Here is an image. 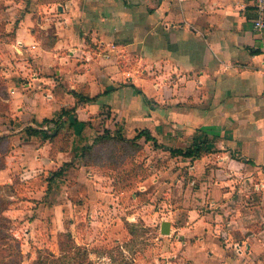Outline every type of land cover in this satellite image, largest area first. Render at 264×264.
Wrapping results in <instances>:
<instances>
[{
	"label": "crops",
	"instance_id": "obj_1",
	"mask_svg": "<svg viewBox=\"0 0 264 264\" xmlns=\"http://www.w3.org/2000/svg\"><path fill=\"white\" fill-rule=\"evenodd\" d=\"M14 5L8 28L20 69L9 90L12 103L22 105L9 113L8 140L12 148L30 150L21 151L22 161H8L0 178L19 168L15 164L27 169L46 160L79 163L83 147L111 127L110 114L129 113L139 93L154 97L167 87L171 94L179 83L191 100L189 114H215L219 129H226L224 118L232 115L233 125L248 128L250 136L264 132V32L254 28L251 0H15ZM56 126L69 134L66 151L46 136ZM31 154L35 162L26 160ZM193 211H187L189 219ZM185 221L190 226L178 231L183 238L169 221L177 263L264 264V227L253 221L230 220L232 229L250 234L246 253L213 237L207 223Z\"/></svg>",
	"mask_w": 264,
	"mask_h": 264
},
{
	"label": "rangeland",
	"instance_id": "obj_2",
	"mask_svg": "<svg viewBox=\"0 0 264 264\" xmlns=\"http://www.w3.org/2000/svg\"><path fill=\"white\" fill-rule=\"evenodd\" d=\"M14 1L0 0V137L10 136L9 113L22 105L12 103L9 90L20 69L8 28ZM149 84L155 89L156 83ZM183 85L171 94L167 87L154 97L139 93L129 113L110 114L107 131L124 139L104 141L88 156L87 165L83 158L62 165L46 160L27 169L15 164L19 168L1 176L0 207L10 219L13 250L21 264H35L39 258L46 264H179L171 258L177 238L162 233L161 225L170 221L183 238L179 229L190 226L185 218L207 223L211 235L231 243L236 252L250 249V234L229 225L232 216H240L260 230L264 227V132L250 136L248 128L233 125L232 115L224 118L226 129H219L217 115L189 114L191 100L179 90ZM204 122L210 126L199 128ZM145 129L153 140L138 136ZM194 136L210 141L195 158L171 152L192 145ZM12 147L8 140L0 141V159L10 164L22 161L21 151L30 150ZM68 166L79 175L69 173ZM188 210H194L192 219ZM182 251H177L181 257Z\"/></svg>",
	"mask_w": 264,
	"mask_h": 264
},
{
	"label": "trees",
	"instance_id": "obj_3",
	"mask_svg": "<svg viewBox=\"0 0 264 264\" xmlns=\"http://www.w3.org/2000/svg\"><path fill=\"white\" fill-rule=\"evenodd\" d=\"M56 124L55 120H49ZM47 122V128H50L53 126L52 123ZM52 133H48L47 138H50V141L53 142V145L57 147L58 150L60 151H66L69 148L70 144V138L68 132L62 130L61 128L53 127ZM118 138H115L114 135L110 134V131H105L97 136L96 140L90 144V145H85L83 147L82 151V158L84 163L87 165L88 161V156L93 155L94 149L99 147L100 145H104L106 141L110 140H117V139H124L121 134L117 135ZM138 136H145L147 140L154 139V137L151 135V132L148 129L141 130L138 134ZM9 138L7 136H2L0 137V141H5L8 140ZM105 141V142H104ZM8 142H10L8 140ZM209 137L204 136V139H200V137L194 136L193 137V143L192 145L186 147V148H172L171 152L175 155H182L184 157H189V158H195L196 153L201 151L203 146H206L209 143ZM11 147V146H10ZM209 148V147H207ZM206 151H210V149H207ZM89 153V154H87ZM0 154H2L0 152ZM200 157V156H199ZM198 157V158H199ZM6 165V161L0 159V169L4 168ZM55 175V174H54ZM5 208L0 207V264H21L20 260L18 261L17 257L19 254L15 252L14 249V244H12L11 241V235L9 233V223L10 219L4 214ZM16 247L19 250V246L16 245ZM64 247L61 246L62 250ZM35 264H46V262L43 259H37Z\"/></svg>",
	"mask_w": 264,
	"mask_h": 264
},
{
	"label": "built area",
	"instance_id": "obj_4",
	"mask_svg": "<svg viewBox=\"0 0 264 264\" xmlns=\"http://www.w3.org/2000/svg\"><path fill=\"white\" fill-rule=\"evenodd\" d=\"M255 7L256 16L252 22L255 30L264 32V0H251Z\"/></svg>",
	"mask_w": 264,
	"mask_h": 264
},
{
	"label": "water",
	"instance_id": "obj_5",
	"mask_svg": "<svg viewBox=\"0 0 264 264\" xmlns=\"http://www.w3.org/2000/svg\"><path fill=\"white\" fill-rule=\"evenodd\" d=\"M161 232L164 234H169L170 233V222L169 221H164L161 225Z\"/></svg>",
	"mask_w": 264,
	"mask_h": 264
}]
</instances>
